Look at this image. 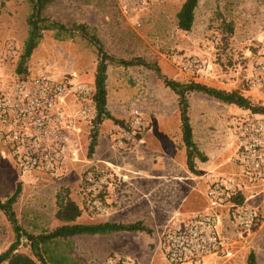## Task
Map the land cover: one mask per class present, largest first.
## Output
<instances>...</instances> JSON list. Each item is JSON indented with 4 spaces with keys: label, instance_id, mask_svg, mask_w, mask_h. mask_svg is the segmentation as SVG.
Wrapping results in <instances>:
<instances>
[{
    "label": "rangeland",
    "instance_id": "obj_1",
    "mask_svg": "<svg viewBox=\"0 0 264 264\" xmlns=\"http://www.w3.org/2000/svg\"><path fill=\"white\" fill-rule=\"evenodd\" d=\"M183 2L51 0L44 10V15L68 25L73 22L87 23L109 53L128 59L142 57L153 65H109L108 108L124 123L116 125L111 119L104 120L99 131L101 138L105 135L104 143L100 141L102 143L91 157L88 156L91 125L86 124L78 154L75 158L64 160L58 174L40 171L24 177L15 161L2 155L0 142V199L5 201L17 184H22L14 209L19 222L28 231H50L63 223L55 213L57 194L66 190L83 207L77 222L140 220L150 229L71 237L67 249L80 264H122L125 259H131L134 264H168L160 238L166 226L175 220L173 215L185 219L190 212L207 207L204 195L208 184L206 176L196 177L184 165L178 95L164 84L155 66L162 74L178 81L201 79V82L215 87L238 89L254 103L264 104V99L259 96L248 95L250 91L247 92L249 87L246 86L264 41V0H200L193 27L188 31L177 25V12ZM30 12L31 4L27 0H0V86L18 77L16 69L29 32ZM229 25L233 27L232 32ZM97 54L96 47L80 35L59 39L52 30H48L26 63L25 71L29 76L46 73L93 84ZM191 57L206 62L208 69L203 73L184 70L183 63ZM256 92L264 96L262 91ZM197 93L192 101L201 100L206 109L201 114L197 110L195 114L201 115L202 119V114L207 113L208 119L202 133L213 138L215 134L228 130L234 141V128L251 113L247 114L234 104ZM136 111L141 112L148 124L144 135L139 134L145 138L144 144L149 133L163 135L170 132L169 140L163 137L160 145L167 146L169 142L176 148L175 177L164 179L141 175L139 165H129L137 157L133 154L136 147L124 151L114 145L118 128H129ZM197 126L196 135L199 136L201 127L199 123ZM151 143L147 142V145ZM234 146L232 142L231 146L226 145L221 151L215 171L223 173L234 169L233 157L230 159L231 154L234 156L236 152ZM157 162L155 159L154 163ZM154 163H151V168ZM107 168H114L123 180L112 183L108 193L110 200L105 209L92 210L86 206V177L88 172L97 175ZM244 196L246 201L243 206H253L259 211V225L241 237L235 218L238 210L236 207L224 208L223 214L230 213L226 228L233 231L229 238L231 255L219 259L217 264H247L251 250L256 253L257 264H264V183L246 180ZM13 239L12 225L4 210L0 209V253ZM63 246L67 247V243ZM18 250L32 254L26 240Z\"/></svg>",
    "mask_w": 264,
    "mask_h": 264
},
{
    "label": "built area",
    "instance_id": "obj_2",
    "mask_svg": "<svg viewBox=\"0 0 264 264\" xmlns=\"http://www.w3.org/2000/svg\"><path fill=\"white\" fill-rule=\"evenodd\" d=\"M208 67L197 57L189 58L182 65L184 70L200 73ZM248 85V95L264 99L256 92L264 93V41ZM93 94V84L46 73L17 77L0 86L2 155L15 161L23 176L40 171L58 174L63 161L78 154L83 127L91 125L96 115ZM147 127L141 112L136 111L129 128H118L114 145L124 151L143 145L145 138L139 134L144 135ZM233 137L234 161L239 170L236 173L209 171L206 174V209L166 226L161 244L168 264H211L213 259L230 256V241L219 229L224 208L236 207L238 210L235 218L239 236L244 237L254 229L259 211L253 206H243L246 198L242 203H235L232 198L239 193L244 195L246 180L264 183V115L253 114L245 119L234 128ZM86 180L88 201L98 209H105L112 183L123 179L114 168H107L97 175L88 173ZM104 191H107L105 202L99 198ZM122 264H134V261L125 259Z\"/></svg>",
    "mask_w": 264,
    "mask_h": 264
},
{
    "label": "trees",
    "instance_id": "obj_3",
    "mask_svg": "<svg viewBox=\"0 0 264 264\" xmlns=\"http://www.w3.org/2000/svg\"><path fill=\"white\" fill-rule=\"evenodd\" d=\"M27 1L31 4V12L28 16L29 32L16 69L18 78H26L29 76L25 71L26 63L29 61L34 49L43 38L45 31L52 30L55 37L59 39H65L68 37L74 38L76 35H80L83 39L93 44L97 49L98 57L93 83V103L96 115L91 122L89 131L90 141L88 145V156L91 157L96 150L100 125L104 120L111 119L116 125L124 123L123 120L114 116L108 108L107 70L109 65L111 63L124 66L144 65L151 67L153 65L142 57L128 59L109 53L105 49L101 38L97 33L91 31L89 25L85 22H73L68 25L44 15V10L51 0ZM199 1L200 0H184L177 12L178 28L185 31L192 29L195 21V10ZM229 31H233L232 25H229ZM154 69L164 84L174 90L178 95L180 129L182 133V142L186 151V164L188 169L194 174H198V170L196 169V159L206 161L208 157L199 149L193 138L188 96L191 92L204 93L224 103L235 104L239 108L249 110L252 115H264V104L254 103L248 96L238 89L219 88L196 80L181 82L162 74L160 68L157 66H155ZM246 86H249L248 79L246 80ZM94 173H97V171ZM21 192L22 184L18 183L15 191L9 195L5 201L0 199V209L4 210L14 231L13 241L0 253V264L3 262H7V264H80L68 252V241L71 237L85 234H109L125 230H150L143 221L140 220L134 222H77V219L82 214L83 207L72 199L69 195V191L66 190L60 191L57 194V211L55 213V216L63 221V223L50 231L33 233L25 229L19 222L14 209V204L17 202ZM106 194L107 191H104L99 196L104 202ZM244 199L245 196L243 193H239L232 198V201L235 203H242ZM86 206L92 210L101 211L92 201H88ZM259 222L260 219H258L253 227L254 229L258 227ZM24 240L27 241L30 247L31 255L18 250ZM66 243L67 247H64L63 244L65 245ZM247 264H257V257L254 250L249 252Z\"/></svg>",
    "mask_w": 264,
    "mask_h": 264
},
{
    "label": "crops",
    "instance_id": "obj_4",
    "mask_svg": "<svg viewBox=\"0 0 264 264\" xmlns=\"http://www.w3.org/2000/svg\"><path fill=\"white\" fill-rule=\"evenodd\" d=\"M199 80L201 81V79H199ZM197 94H198L197 92H191L188 96H189V103H190V106H189L190 121H191L192 128H193V138H194V141L196 142V144L198 145L199 149L208 157V159L206 161H201L200 159H196V169L198 170V174H195V176L197 175L198 177H201L204 175L206 176V174L209 171L218 168L217 157H219L221 155V151L225 149L226 145H228V147H229V146H231L232 142L234 145V141H232V138H231L232 135L231 134L228 135V133H229L228 130L225 133L222 132L220 134H218V133L215 134V136L213 138H212V135L208 136L206 133H204V134L202 133L205 130V125H206V122L208 119H207V113L202 114V119H200L201 115L197 116L195 114L197 110L201 114V112L206 109L205 103H201V100L197 101V99H196V102L192 101L191 98L195 99ZM231 105H233V104H231ZM108 107H109V96H108ZM236 107H238V106H236ZM177 110L179 112V107H177ZM242 110H244V109H242ZM244 112H246L247 114L250 113L249 110H244ZM246 113H244V114H246ZM251 115L252 114L248 115L247 117H249ZM198 123L200 125L199 128L201 127V131L199 133V136L196 135V128H198V126H197ZM104 136L105 135H102L103 138H101V132L99 133L97 146H99L102 142L104 143V140H103V139H105ZM169 136H170L169 131L165 132L163 135H159V134L156 135L155 133H149L146 137V140H147L146 144H144L142 146H140V145L137 146L135 148V150L133 151L134 152L133 154H135L137 157H135V160L133 162H130L129 165L130 166L139 165L140 166L139 171H140V173H142L141 175L146 176V177L152 178V177L156 176V177H164V179H166L167 177H169V178L175 177V175L177 174L176 172H174L175 165H177V163H176L177 160H176V156H175V149L176 148L173 144H169V142L166 143L167 146H161L162 145L161 139L163 137H167L166 140H169V138H170ZM180 136H181V140H182L181 129H180ZM100 141H102V142H100ZM151 141H152V143L148 146L147 142L149 144ZM157 144H159V145H157ZM182 151H183L184 165L187 166V164H186V151H185V147H184L183 143H182ZM232 157H233L232 163L234 164V169H231L230 170L231 172H223V173H236L238 171V169L235 165L236 163L234 161V156L231 154V156H230L231 160H232ZM155 159L158 160L157 163H154ZM151 163H154V165L152 166L153 168L150 167ZM24 177H26V176H24ZM206 179H207V176H206ZM207 183H208V181H207ZM206 188L204 191L205 197H206ZM206 201L208 204L207 197H206ZM194 212L195 211L190 212L186 218H189ZM228 213L229 212H224L222 222L219 226L221 233L224 236H226L227 239H229L233 235L232 234V232H233L232 228H230V229L226 228V224H227V221L229 219V214H230V213L229 214ZM173 217H174L176 222H178L180 220L181 221L185 220V219H181L177 214L173 215ZM222 258H225V257H222ZM222 258L213 259L212 264H217L219 259H222Z\"/></svg>",
    "mask_w": 264,
    "mask_h": 264
}]
</instances>
